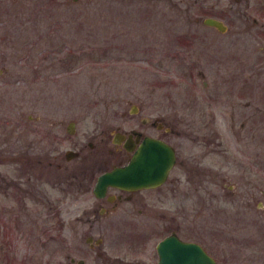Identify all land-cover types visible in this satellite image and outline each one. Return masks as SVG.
<instances>
[{"label": "rangeland", "instance_id": "1", "mask_svg": "<svg viewBox=\"0 0 264 264\" xmlns=\"http://www.w3.org/2000/svg\"><path fill=\"white\" fill-rule=\"evenodd\" d=\"M230 6L232 0H0V175L21 176L4 161L10 139H21L34 158L30 145L54 131L63 158L81 147L97 156L91 141L105 137L109 153L116 131L150 132L145 119H179L188 133H217L216 151L187 150L202 155L204 171L175 173L181 183L167 202L143 195L170 210L171 229L187 241L220 258L228 250V264H264V51L254 40L259 34L236 38L204 24H228ZM233 54L250 59L241 90L232 80L243 62ZM47 190L53 205L32 198L24 205L0 181V248L12 241L11 264H103L89 234L71 224L93 198L76 202L66 188ZM140 221L148 229L160 223ZM144 232L128 260L167 235ZM118 237L104 242L112 257L127 248L114 245Z\"/></svg>", "mask_w": 264, "mask_h": 264}, {"label": "flooded vegetation", "instance_id": "2", "mask_svg": "<svg viewBox=\"0 0 264 264\" xmlns=\"http://www.w3.org/2000/svg\"><path fill=\"white\" fill-rule=\"evenodd\" d=\"M230 22L225 24V31H220L210 27L221 34L230 33L234 37L251 36L254 38L259 34L258 42L261 51H264V0H232V6L229 7ZM235 39V38H234ZM235 61H242L238 65V73L233 76L232 83H238L237 89L241 90L240 83H248L250 80L249 73L250 59L248 54H233L231 56ZM240 68H242L240 70ZM248 80V82L246 81ZM207 86V85H206ZM247 87H250L248 84ZM144 124L151 126L150 132L139 131L132 129L128 131H116L112 136V147L109 153L106 151L107 140L105 137L98 140L97 144L94 141L89 142L90 150L97 151V156H93L90 151L81 147L79 151L70 149L65 152V158L59 153V135L58 133L46 132L40 134L35 144L30 145V150H37L38 153L34 158L26 157V153L22 149L21 139L8 140L4 148V161L17 165L21 176L15 179L11 175H0L2 185H6L8 190L17 193L21 197L23 204L26 205L28 198L43 200L47 204L53 205L47 187L56 190L59 187L65 189L66 194L71 196L73 201H83L93 198V205L84 209L82 214L76 215L72 219V229L76 232L77 227L74 222H79L82 230L89 234L90 246L95 250L96 255L100 259H104L103 264H157L159 262V253L157 250L158 243L165 237L175 233L182 238L176 228L171 229L170 210L164 207L154 206V197L151 195H143L150 192L155 195L159 202H167L172 192L175 195L174 188L179 186L181 178L175 173L180 172H203L202 155L187 153V150H193L197 146L206 149L205 155L212 154L216 151L218 136L217 133L211 134H195L188 133L182 127L179 119L165 117L163 120L149 119L143 120ZM146 138L158 140L170 147L175 153V162L170 170L166 182L156 188L151 189H126L117 186H109L102 195L96 194V184L99 177L105 173L111 172L116 168L124 167L132 160L138 148L142 145ZM5 158L7 160H5ZM67 163H65V161ZM73 160L74 164H70ZM205 172L208 170L206 168ZM27 181L22 178H26ZM65 186V188H64ZM166 188V190H164ZM163 189V190H162ZM162 192L158 193V192ZM7 194L10 195V193ZM161 194V195H160ZM69 196V197H70ZM161 202V203H162ZM143 217L150 218L152 224L158 220L157 224L151 229L144 228L141 224ZM0 219L4 217L0 216ZM144 223V222H143ZM76 224V223H75ZM166 232L154 247L152 252L145 250L142 256L137 259H127L129 255L137 253L138 239L151 231ZM93 235H97L95 240ZM118 235L116 246L124 242L127 248L118 251L117 255L112 257L111 249L105 248V240L108 236ZM188 242H196L202 245L197 240ZM12 241L8 240L0 248V260H4L3 264H11L7 249L13 248ZM97 247L95 248V244ZM10 247V248H9ZM205 251L216 261V264H228L229 251L223 250L225 255L220 258L217 255L218 250L212 251L208 247L202 245ZM144 256V257H143ZM72 262H75L73 259ZM249 263V261H247ZM80 264V262H78ZM83 264L85 262L83 261Z\"/></svg>", "mask_w": 264, "mask_h": 264}, {"label": "water", "instance_id": "3", "mask_svg": "<svg viewBox=\"0 0 264 264\" xmlns=\"http://www.w3.org/2000/svg\"><path fill=\"white\" fill-rule=\"evenodd\" d=\"M204 24L220 31L226 29L224 22L216 18H206ZM75 131V123H72L68 132L74 134ZM174 162L175 153L170 147L161 141L146 138L134 154V160L99 177L96 194L102 195L109 186L134 190L159 187L168 179ZM157 250L160 257L157 264H216L200 244L183 241L175 233L161 240Z\"/></svg>", "mask_w": 264, "mask_h": 264}]
</instances>
